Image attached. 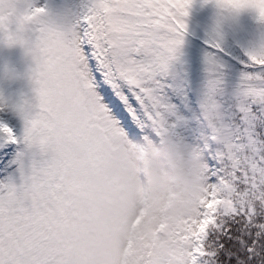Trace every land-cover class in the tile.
I'll return each mask as SVG.
<instances>
[{
  "label": "snow or ice",
  "instance_id": "snow-or-ice-1",
  "mask_svg": "<svg viewBox=\"0 0 264 264\" xmlns=\"http://www.w3.org/2000/svg\"><path fill=\"white\" fill-rule=\"evenodd\" d=\"M0 44L33 61L30 94L0 90L23 122L0 116V264H264V0H0ZM165 136L197 198L126 247L112 150Z\"/></svg>",
  "mask_w": 264,
  "mask_h": 264
},
{
  "label": "clouds",
  "instance_id": "clouds-1",
  "mask_svg": "<svg viewBox=\"0 0 264 264\" xmlns=\"http://www.w3.org/2000/svg\"><path fill=\"white\" fill-rule=\"evenodd\" d=\"M111 159L125 185L107 191L113 214L125 226L140 214L139 231L150 232L162 223L172 226L197 198L203 164L175 138L128 139L112 150Z\"/></svg>",
  "mask_w": 264,
  "mask_h": 264
},
{
  "label": "rangeland",
  "instance_id": "rangeland-1",
  "mask_svg": "<svg viewBox=\"0 0 264 264\" xmlns=\"http://www.w3.org/2000/svg\"><path fill=\"white\" fill-rule=\"evenodd\" d=\"M39 3H43L44 0H38ZM50 7L54 11H58L64 8H78L79 0H48ZM206 14H210V9L201 10ZM244 24L251 30L255 26V22L249 17H244ZM33 63L30 54H27L24 48L19 45L8 46L6 44H0V90L15 101L20 99L22 94H30L31 82L28 76L30 65ZM16 75H13L12 73ZM0 116L9 118L11 122L22 125V118L9 109L7 111H0ZM127 237L125 246L130 247L132 245V238L134 234V223L131 221L127 225ZM139 231V229H136Z\"/></svg>",
  "mask_w": 264,
  "mask_h": 264
}]
</instances>
